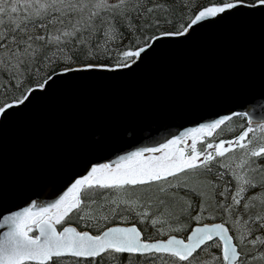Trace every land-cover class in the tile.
Masks as SVG:
<instances>
[{
	"label": "snow or ice",
	"instance_id": "obj_1",
	"mask_svg": "<svg viewBox=\"0 0 264 264\" xmlns=\"http://www.w3.org/2000/svg\"><path fill=\"white\" fill-rule=\"evenodd\" d=\"M256 17L264 0H0V127L58 84L126 75L166 44ZM229 119L111 163L86 160L52 202L5 208L0 264H264V122L196 147ZM187 138L190 152L177 147ZM109 194V214H93V197ZM121 213L166 238H143Z\"/></svg>",
	"mask_w": 264,
	"mask_h": 264
},
{
	"label": "water",
	"instance_id": "obj_2",
	"mask_svg": "<svg viewBox=\"0 0 264 264\" xmlns=\"http://www.w3.org/2000/svg\"><path fill=\"white\" fill-rule=\"evenodd\" d=\"M241 112L247 125L264 122L259 17L225 20L186 43L166 44L126 75L58 84L9 117L0 127V212L17 211L25 200L52 202L86 160L111 163Z\"/></svg>",
	"mask_w": 264,
	"mask_h": 264
},
{
	"label": "trees",
	"instance_id": "obj_3",
	"mask_svg": "<svg viewBox=\"0 0 264 264\" xmlns=\"http://www.w3.org/2000/svg\"><path fill=\"white\" fill-rule=\"evenodd\" d=\"M177 3L183 7V4L186 2V0H176ZM188 2H195V3H201L203 0H188ZM248 126L246 124L245 118L242 116H236L228 121L225 122V124L221 125L220 129H217L212 137H206L204 140L196 145L197 149L199 151L204 150V141L206 140L207 142L211 141H217L219 142L220 140H229L232 139L233 136L238 135L239 132L242 130L243 127ZM95 199V203L92 204L91 210L93 211V214L96 215H103V214H109V208L110 205L106 203L109 199H111V194L104 196V195H97L93 197ZM103 206V208L101 207ZM124 207V206H121ZM122 215H128V224H136L137 227L142 231L143 233V238H148V237H154L156 239H163L166 238V236H160L159 233H156L151 224L144 223L140 224L138 223L137 219L135 218L134 214L129 215L126 213H121ZM204 223H210L213 221L210 220H205L203 221ZM218 222V221H215ZM119 219L112 221L111 223L108 224V226H112L113 224H119ZM127 225V224H124ZM159 227V225L157 226ZM78 230H89V231H95L94 229H86L84 227H79ZM176 235H182V233H173ZM129 262V264H132V258H126Z\"/></svg>",
	"mask_w": 264,
	"mask_h": 264
},
{
	"label": "bare ground",
	"instance_id": "obj_4",
	"mask_svg": "<svg viewBox=\"0 0 264 264\" xmlns=\"http://www.w3.org/2000/svg\"><path fill=\"white\" fill-rule=\"evenodd\" d=\"M201 141V139L197 140V143ZM178 148H188V147H192V141L190 142H186V141H182L179 145H177Z\"/></svg>",
	"mask_w": 264,
	"mask_h": 264
},
{
	"label": "rangeland",
	"instance_id": "obj_5",
	"mask_svg": "<svg viewBox=\"0 0 264 264\" xmlns=\"http://www.w3.org/2000/svg\"><path fill=\"white\" fill-rule=\"evenodd\" d=\"M204 140V138H203ZM217 141H211L209 143H216ZM181 149H185L186 151L190 152L191 151V147H188V148H181Z\"/></svg>",
	"mask_w": 264,
	"mask_h": 264
}]
</instances>
